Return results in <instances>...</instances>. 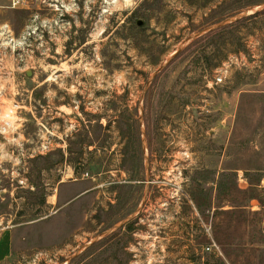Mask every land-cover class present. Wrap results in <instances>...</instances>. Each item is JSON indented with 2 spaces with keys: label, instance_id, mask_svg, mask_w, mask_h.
Masks as SVG:
<instances>
[{
  "label": "rangeland",
  "instance_id": "1",
  "mask_svg": "<svg viewBox=\"0 0 264 264\" xmlns=\"http://www.w3.org/2000/svg\"><path fill=\"white\" fill-rule=\"evenodd\" d=\"M263 4L0 0V264H264Z\"/></svg>",
  "mask_w": 264,
  "mask_h": 264
},
{
  "label": "flooded vegetation",
  "instance_id": "2",
  "mask_svg": "<svg viewBox=\"0 0 264 264\" xmlns=\"http://www.w3.org/2000/svg\"><path fill=\"white\" fill-rule=\"evenodd\" d=\"M115 173L117 174L115 177H116V179H117V182L115 181L114 183L116 184V185H128V186H133V185H144V184H146V181H145V179L144 180H142V181H134L133 180V172L132 171H128L127 172V177H128V179L126 180V181H120L119 180V175L118 174H124V172H122V171H115ZM150 183V182H149Z\"/></svg>",
  "mask_w": 264,
  "mask_h": 264
},
{
  "label": "crops",
  "instance_id": "3",
  "mask_svg": "<svg viewBox=\"0 0 264 264\" xmlns=\"http://www.w3.org/2000/svg\"><path fill=\"white\" fill-rule=\"evenodd\" d=\"M10 239L11 238L7 235V233L3 234L0 239V260H3L9 256Z\"/></svg>",
  "mask_w": 264,
  "mask_h": 264
},
{
  "label": "water",
  "instance_id": "4",
  "mask_svg": "<svg viewBox=\"0 0 264 264\" xmlns=\"http://www.w3.org/2000/svg\"><path fill=\"white\" fill-rule=\"evenodd\" d=\"M261 9H264V4H263V5H260V6H257V7H255V8H249V9H246V10L242 13V15H240V16H245V15L250 14L251 12H256V11L261 10ZM240 16L236 17V19L240 18ZM231 21H232V20H228V21H226V22H231ZM139 25H141V23H139ZM198 36H199V35H198ZM196 37H197V35L192 36L191 38H189L188 40H186L185 43H189L191 40H193V39L196 38ZM161 69H162V68H161Z\"/></svg>",
  "mask_w": 264,
  "mask_h": 264
},
{
  "label": "built area",
  "instance_id": "5",
  "mask_svg": "<svg viewBox=\"0 0 264 264\" xmlns=\"http://www.w3.org/2000/svg\"><path fill=\"white\" fill-rule=\"evenodd\" d=\"M223 79H224V77L221 76V75H219V76L216 78V82H217V83H221V82H223Z\"/></svg>",
  "mask_w": 264,
  "mask_h": 264
}]
</instances>
